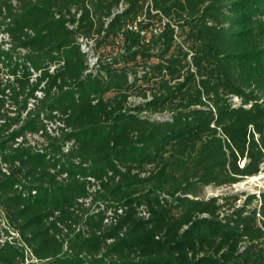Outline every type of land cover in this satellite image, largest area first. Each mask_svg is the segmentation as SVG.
Returning <instances> with one entry per match:
<instances>
[{"label": "trees", "instance_id": "trees-1", "mask_svg": "<svg viewBox=\"0 0 264 264\" xmlns=\"http://www.w3.org/2000/svg\"><path fill=\"white\" fill-rule=\"evenodd\" d=\"M2 32L0 215L32 264H264V191L202 196L264 166V0H0Z\"/></svg>", "mask_w": 264, "mask_h": 264}, {"label": "built area", "instance_id": "built-area-1", "mask_svg": "<svg viewBox=\"0 0 264 264\" xmlns=\"http://www.w3.org/2000/svg\"><path fill=\"white\" fill-rule=\"evenodd\" d=\"M124 8L125 6L121 4L120 7L116 10V13L121 12ZM130 27L138 29L137 23L134 26H130ZM161 30H162V26H160L159 23H155L152 25L149 31L143 30L142 34L145 36L146 40L149 41L152 34H157ZM123 39H124L123 35L119 34L117 37V41H116L118 46L122 44ZM0 41L1 42L5 41L3 44V48L8 49L11 46V44L8 43L9 41L8 33L2 32L0 34ZM79 45L81 47L82 52L86 55V64H87L86 73H96L101 67V62H102V54L96 47V39L85 37V36H80ZM54 68L55 67H53L52 70ZM38 75H40V72H34L33 75L31 76V81L36 82ZM44 85H45V82H43L40 85V87L36 90L35 97L30 98L29 103H28L29 105L28 110L35 108L38 101L44 98L45 93H44V90L42 89ZM140 100L142 99L139 98L138 101ZM55 114H57V116L54 120L45 119L47 132L51 133L52 135H60L62 128L66 130H68L69 128L66 127L64 120L61 119L62 115L58 111H56ZM44 132L45 130H41L38 133H28L27 138L29 140V143L32 145L46 144V137L44 135ZM23 140L24 138L22 136L17 138L16 145L23 142ZM72 145H73L72 141L67 142L64 147L65 152H68L71 149ZM258 216L260 220L264 219V216L260 212L258 213ZM0 242L2 244H13V245L24 246L26 257H25V261L23 262V264H32L34 262L36 263L39 262L38 258H36L32 250L27 246V244L22 242L19 231L13 228V226L10 224V222L6 218L4 212L1 213L0 215Z\"/></svg>", "mask_w": 264, "mask_h": 264}, {"label": "rangeland", "instance_id": "rangeland-1", "mask_svg": "<svg viewBox=\"0 0 264 264\" xmlns=\"http://www.w3.org/2000/svg\"><path fill=\"white\" fill-rule=\"evenodd\" d=\"M108 49L109 48L105 49L104 52L107 53ZM138 100V97L132 98V103H136ZM262 191H264V166L258 175L245 178L238 183L226 186H207L202 191V196L205 198H210L213 196L230 193H257V195H260Z\"/></svg>", "mask_w": 264, "mask_h": 264}]
</instances>
